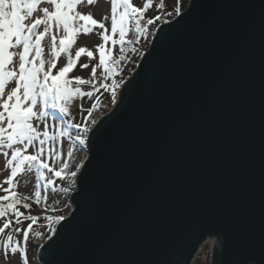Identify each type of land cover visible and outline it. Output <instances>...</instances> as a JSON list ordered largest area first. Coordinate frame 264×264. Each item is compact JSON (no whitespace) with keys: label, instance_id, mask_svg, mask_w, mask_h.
Instances as JSON below:
<instances>
[{"label":"water","instance_id":"water-1","mask_svg":"<svg viewBox=\"0 0 264 264\" xmlns=\"http://www.w3.org/2000/svg\"><path fill=\"white\" fill-rule=\"evenodd\" d=\"M87 150L43 264H191L213 237L210 264L264 261V0L157 26Z\"/></svg>","mask_w":264,"mask_h":264},{"label":"snow or ice","instance_id":"snow-or-ice-1","mask_svg":"<svg viewBox=\"0 0 264 264\" xmlns=\"http://www.w3.org/2000/svg\"><path fill=\"white\" fill-rule=\"evenodd\" d=\"M82 0H0V149H11V159L7 160L6 167L16 162L15 167H11V175L3 181L9 185V188L14 189L16 185L13 183V178L17 176L18 172H23L25 166L28 171L35 169L39 178L44 179V169L49 173H52L56 177L63 179L62 173L67 169L68 164L64 162L59 170H54L52 166L47 163L46 160L41 159L45 153L43 147L48 140H56V135H50L48 128L49 125L45 123V130L40 132L37 127L33 125V120L46 121L49 116L55 121L57 119L55 112L49 110H56L61 116L70 115L69 105L76 99H83L85 96L88 98L93 97V91H83L80 85H91L95 91H99L96 87L97 77L96 72L98 67L103 68L101 76L104 80L108 79V75L115 74L117 69L114 65H118L120 57L109 64L105 59L104 45H97L96 48L99 52V62L97 65L92 66V74L90 79H84L82 77H74L73 80L77 87L73 88V80L63 79L65 75L72 71L75 67L76 60L82 53L86 52V48L81 47L75 52V58H73L69 51L76 42L77 33L80 32V28L76 26L77 20L84 22H91L92 25L99 24V27L105 28L104 23L98 22L92 18L91 14H81L76 11V7ZM95 0H87V3L92 4ZM151 0L145 3L143 8L134 7L130 0H111V32L116 34L118 32L119 39L112 40V44H119L120 51L123 52V45L131 43L126 41V35L130 31L129 21L135 26V32L137 35L147 34V26L154 24L156 20L161 19L160 16L147 19L144 21V11L150 6ZM42 4H47L49 7H40ZM158 7L163 8V3ZM121 8L122 11H118ZM41 12L42 15L36 16L32 19L34 13ZM176 14L180 15L179 7L176 8ZM171 15V13H169ZM108 17L105 16L104 20ZM43 26V31H37L38 27ZM55 30V31H53ZM91 29L85 28L84 34H88ZM59 38V51L56 50L57 35ZM49 36L51 40V56L52 59L44 58V48L42 41L45 37ZM103 41L111 39L109 35L99 33ZM15 49H20L15 51ZM60 53L66 54L67 62L63 67L59 68L56 75H52L53 69L57 67V60ZM111 55V52H109ZM87 57L93 59V52L87 50ZM18 58V69L15 67V60ZM47 65V67H46ZM81 68L89 67L88 64H81ZM15 83V87L7 93L5 99L6 87L9 83ZM118 85H113L116 87ZM100 87L107 88L108 85L101 83ZM22 90V91H21ZM113 97L115 92L112 93ZM11 102V103H10ZM92 107H95L93 105ZM89 115L91 109L88 110ZM5 113L7 114L5 116ZM6 120L7 128L3 127V122ZM94 123V121H93ZM80 130L81 125H70ZM53 128L57 125L53 124ZM10 130V131H9ZM84 132L88 131L87 127H84ZM5 133H7L5 135ZM67 128H60L59 136H67ZM41 136L43 138H41ZM75 139L84 144L85 139L80 135H77ZM39 141V147L34 154H25L30 146H35L34 141ZM14 145H23V147H14ZM48 159L55 160L61 153L53 145L48 148ZM8 157V152L3 153ZM69 157L72 152L67 154ZM79 168V166H78ZM71 177L77 175L76 171L68 173ZM48 184H52L53 180L48 179ZM39 188V184L36 186ZM9 188L2 189L5 193L9 192ZM63 191L67 192L65 188ZM12 197H17V193L12 191ZM41 198L40 191L35 192V202L39 203ZM30 197L22 195L15 200H11L9 195H0V218H4L5 222L0 227V234H3L6 229L10 228L12 223L19 225L22 223L21 217L26 220H30L27 229L23 230V240L26 242L29 238V232L32 229L33 224L38 220L35 215H25L20 212L16 207V204L23 203V201L29 200ZM46 199V197H45ZM9 201L7 204L2 202ZM25 209L31 207L28 203H23ZM10 215L15 217V220L7 219ZM46 220L58 223L65 219L64 216H46ZM16 233L22 231L17 227L14 229ZM54 232L55 229L53 228ZM4 245L5 258L8 257L9 249L12 254L19 251L22 264H27V257L25 255V248L21 247L19 242L13 244V235L8 233L6 240L0 241ZM257 244L259 246V255L264 258V222H262L261 229L257 238ZM252 264H264V261H258L254 257H246Z\"/></svg>","mask_w":264,"mask_h":264},{"label":"rangeland","instance_id":"rangeland-1","mask_svg":"<svg viewBox=\"0 0 264 264\" xmlns=\"http://www.w3.org/2000/svg\"><path fill=\"white\" fill-rule=\"evenodd\" d=\"M130 2L134 7L143 8L145 3H148L149 0H130ZM161 3H163V8L158 7ZM188 4L189 0H151L150 6L144 11V21H142V23L146 22L147 19L154 18L156 16H160L161 19L156 20L154 24L147 26V34H141L139 36L135 32V26L131 21H129L130 31L126 35V41H131V43L126 42L123 45V52L120 51L121 46L119 44H112V40L119 39V34L118 32L116 34H112L111 32V0H95V2L92 4L87 3V0H82V2L77 5L75 9L76 11H79L81 14L85 15L90 13L93 19L98 22L102 21L108 31L105 32L104 29L99 27V24L92 25L90 21L86 23L82 20H77L75 22L76 26L81 30L77 33L76 42L69 51L71 52L74 59H76L75 52L79 48H86V52L81 54L78 60H76L73 70L68 72L63 79L73 80L74 77H82L86 80L90 79L92 74V66L97 65L99 62V52L96 48L97 45H104L105 59L107 63L112 64L114 60L120 57H123V59H120L118 65H114L117 71L115 74L108 75L107 80H104L101 76L103 68H97L96 87L99 88V91H95L92 86L88 84L79 86L85 92L93 91V97L88 98L85 96L83 99L74 100V102L69 105L70 115L62 117L60 113L54 110L57 117L55 121H53L51 116H49L46 121L36 119L33 120V125L37 127L40 132L45 130L44 125L47 123L49 125V134L56 135V140L46 141L45 145L43 146L45 148V153L41 159L46 160L47 163H49V165L54 168V170H59L61 165L64 162H67L68 167L62 173V176L64 177L63 179L54 176L46 169L43 170L44 179H40L35 169L28 171L27 167L25 166V170L23 172H18L17 176L13 178V183L16 185V187L11 189L9 188V185L3 183V181H5L11 175V167H15L16 162L13 161L11 166L6 167L7 160L11 159L12 150L7 148L0 149V195L7 194L10 196L11 200H15L22 195L29 196V200L23 201V203H28L31 205L29 209H25L23 207V203L16 204V207L25 215L31 214L38 217L37 222L33 224L32 229L29 232V238L26 242L23 240V230L27 229V226L29 223H31V221L23 219V217H21V224L17 225L13 222L10 228L6 229L3 234H0V241H3L6 240L9 232L12 233L13 244L19 242L20 246L26 250L25 255L27 257V264H43L37 255L39 245L45 242L48 238L52 237L56 232V223L46 220L45 217L64 216L66 218L73 210V205L71 204V194L77 189L74 186L77 182V176L82 165L85 163L88 157L87 141L89 130L106 112L110 111L113 106H110V108L103 114L97 115V112L106 108L111 102H113L112 105L116 104L120 89L123 85V82H125V78H123V76L129 71L133 64L135 69L141 57L145 54V52L148 51L150 42L155 32V28L158 25L173 20L176 16H178L176 14V8L179 7L180 13H182L185 11ZM40 7H49L51 9V6L47 4H42ZM118 11H122V9L118 8ZM169 13H171V15H169ZM39 15H42V13L37 11L34 13L32 19H35V17ZM105 16L108 17L107 20H104ZM85 28L91 29V31L88 34H84ZM38 31H43V26H40ZM99 33L109 35L111 39L105 42L102 40ZM59 38L60 35L58 34L56 41L57 51H59L60 47ZM42 46L44 48V58L52 59L51 40L49 36L46 35L45 39L42 41ZM19 50L20 49H15V51ZM87 50H91L93 52V59H89L87 57ZM109 52H111V55H109ZM66 62V54L60 53L57 60V67L53 69L52 75H56L59 71V68L63 67ZM18 63L19 61L17 58L15 60V67L17 69ZM81 64H88L89 67L81 68ZM134 69H132V71ZM101 83L107 84L108 87H100ZM113 85L118 86L113 87ZM71 86L73 88L77 87L74 80ZM13 87H15L14 82L7 85L6 94L4 97L5 99L7 98V93L10 92ZM113 91L115 92L114 97L112 95ZM93 105H95V107H92ZM89 109H91L90 115L88 111ZM0 111H3V108H0ZM6 115L7 114L5 113V116ZM53 124L57 125V127L53 128ZM74 124L81 125V129L78 130L75 127L70 126ZM2 126L7 128L6 120L3 122ZM61 127L67 128L69 133L67 136H59ZM84 127L88 128L87 132L83 131ZM6 134L7 133H5V135ZM77 135H80L85 139L84 144H80L75 139ZM41 138L43 137L41 136ZM34 145L35 146H30L25 154H34L37 150V147H39V141H34ZM53 145L61 153V155L56 157L55 160L48 159L47 152L48 148ZM14 147H23V145H14ZM5 151L8 152L7 158L3 154ZM69 151L72 152L70 157L67 155ZM73 171L77 172L75 177L68 175V173ZM48 179H52L53 183L48 184ZM37 184H39V188L36 187ZM4 188H9V192L5 193L2 190ZM65 188L68 189L67 192L63 191ZM12 191L17 193V197L11 196ZM36 191H40L41 193L39 203L35 202ZM8 202L9 201H4L2 203L7 204ZM7 219H12L14 221L15 217L10 215ZM4 222L5 219L0 218V227L3 226ZM17 227L22 229L20 233H16L14 231V229ZM53 228L55 229L54 232L52 231ZM212 244L213 243L211 239L206 240V242L200 246L191 264H210ZM0 264H22L19 251L15 254H12L11 250L9 249L8 257L5 258L4 245L2 242H0Z\"/></svg>","mask_w":264,"mask_h":264},{"label":"trees","instance_id":"trees-1","mask_svg":"<svg viewBox=\"0 0 264 264\" xmlns=\"http://www.w3.org/2000/svg\"><path fill=\"white\" fill-rule=\"evenodd\" d=\"M132 69H134V64L131 66V68L129 69V71L123 76V78H125V80L132 74ZM124 80V81H125ZM124 83V82H123ZM113 102H111L106 108H104V109H102V110H100V111H98L97 112V115H100V114H103V113H105L109 108H110V106L112 107L113 105ZM50 111H54V110H52V109H50ZM55 112V111H54ZM46 236V235H45Z\"/></svg>","mask_w":264,"mask_h":264},{"label":"built area","instance_id":"built-area-1","mask_svg":"<svg viewBox=\"0 0 264 264\" xmlns=\"http://www.w3.org/2000/svg\"><path fill=\"white\" fill-rule=\"evenodd\" d=\"M210 239H211V241L213 243L212 244L213 249L219 246V242H220V239L219 238L213 237V238H210Z\"/></svg>","mask_w":264,"mask_h":264},{"label":"bare ground","instance_id":"bare-ground-1","mask_svg":"<svg viewBox=\"0 0 264 264\" xmlns=\"http://www.w3.org/2000/svg\"><path fill=\"white\" fill-rule=\"evenodd\" d=\"M124 87V86H123ZM123 89V88H122ZM75 187H77V184L74 185Z\"/></svg>","mask_w":264,"mask_h":264}]
</instances>
